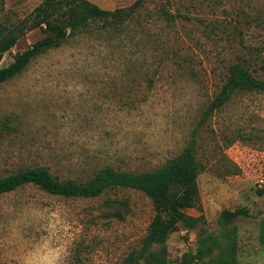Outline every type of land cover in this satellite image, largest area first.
<instances>
[{"label": "rangeland", "instance_id": "1", "mask_svg": "<svg viewBox=\"0 0 264 264\" xmlns=\"http://www.w3.org/2000/svg\"><path fill=\"white\" fill-rule=\"evenodd\" d=\"M43 1L0 0V23H31ZM90 1L114 10L137 0ZM45 35L26 29L0 65ZM238 61L264 79V0H143L119 29L95 25L0 83V177L39 165L63 180L105 166L143 172L195 135L204 168L200 206L187 213L200 220L170 235L169 264L203 237L223 243L233 226L239 264H264V92L235 97L199 124ZM238 208L247 212L220 222ZM153 216L138 189L72 198L28 184L0 196V264H130Z\"/></svg>", "mask_w": 264, "mask_h": 264}, {"label": "trees", "instance_id": "2", "mask_svg": "<svg viewBox=\"0 0 264 264\" xmlns=\"http://www.w3.org/2000/svg\"><path fill=\"white\" fill-rule=\"evenodd\" d=\"M142 6L143 0L114 10L101 8L90 0H44L37 7L31 23H0V63L4 54L17 44L26 29L41 27L46 32L31 47L18 53L11 63L0 65V83L21 74L36 56L62 46L79 33L92 30L95 25L102 23L104 27L119 29L133 19ZM250 92L263 93L264 79L255 76L246 61L229 65L222 86L201 116L200 126L235 97ZM245 136L241 132L230 142L244 139ZM203 168L194 135L192 141L177 156L156 169L131 172L105 166L89 180H63L54 175L49 167L39 165L0 177V196L28 184L37 185L51 194L72 198L97 197L115 187L141 190L151 198L154 216L142 247L131 254L127 261L130 264H169L166 243L170 235L181 224L192 229L200 220L199 217L188 214L187 209L200 206L198 177ZM230 172L235 173L232 170ZM120 206L125 208L126 203L120 202ZM246 212L243 208L224 209L220 222L229 224ZM117 215L123 216L122 210L118 209ZM235 236L236 227L233 226L224 234L223 243L213 235L203 237L197 251L184 253L179 264H239ZM260 238L264 241V230ZM215 247L219 248L217 253H214Z\"/></svg>", "mask_w": 264, "mask_h": 264}]
</instances>
